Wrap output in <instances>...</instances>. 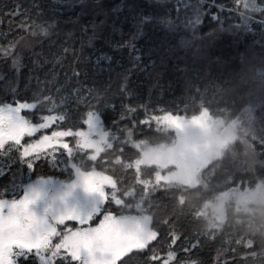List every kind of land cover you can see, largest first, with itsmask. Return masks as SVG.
Here are the masks:
<instances>
[{"label": "trees", "instance_id": "16d2710c", "mask_svg": "<svg viewBox=\"0 0 264 264\" xmlns=\"http://www.w3.org/2000/svg\"><path fill=\"white\" fill-rule=\"evenodd\" d=\"M120 3L71 0L69 8L53 0H0V67L11 64L12 58L3 50L12 46L24 64L30 65L28 57L33 52L39 54V83L33 79L17 99L37 103L35 112L42 116H64L25 140L33 142L54 131L72 132L71 137L61 138L70 146L67 163L60 156V168L53 171V161L41 160L33 179H68L75 168L96 170L122 189L123 202L109 197L103 212L132 215L140 208L149 215L154 237L114 264H162L168 253L175 255L169 264H264V203L254 201L248 208L240 207L230 196L225 200L223 219L214 210L223 192L264 184V0H144V12L165 22L146 26L145 35L136 42L144 53L151 50L155 68L132 76L126 90L131 95L118 91L116 73L124 68H115L111 88L103 92L105 81L93 80L89 62L93 50L110 51L107 40L127 39L133 31L136 20L131 18L117 25L123 28L122 36L111 30L117 16L128 15L127 9L113 13ZM53 20L56 26L48 29L47 36L36 27H47ZM127 64L125 59L124 67ZM74 71L82 75L74 77ZM4 74L0 100L11 102L6 87L11 73L4 68ZM253 106L251 121L246 111ZM126 107L137 108V112L129 113ZM92 113L102 114L99 123ZM202 113L227 122L240 118L238 130L252 125L198 170L196 184L157 182V176L166 172L142 158L141 142L174 143L175 119ZM22 115L36 122L33 113L22 111ZM84 135L108 142L98 151L87 149L81 143ZM15 156L13 152L8 159ZM7 180H0V186ZM16 191L19 194L20 189ZM172 237L178 238L174 245ZM193 243L199 246L192 248ZM152 255L161 259L153 262Z\"/></svg>", "mask_w": 264, "mask_h": 264}, {"label": "snow or ice", "instance_id": "6c2138e0", "mask_svg": "<svg viewBox=\"0 0 264 264\" xmlns=\"http://www.w3.org/2000/svg\"><path fill=\"white\" fill-rule=\"evenodd\" d=\"M53 2L67 3L69 8L73 6L71 0H53ZM80 2L82 3L83 0H80ZM148 3H151V0H148ZM125 9H127L128 15L124 16L123 19L117 16L110 25L111 30L122 36L123 28L117 25H123L131 18L136 20L133 31L130 32L127 39L107 40L105 43L110 51L93 50L89 62L92 65L91 75L93 80L102 78L105 81L100 89L103 92H107L111 88V74L115 72V68H124V71L116 73L119 80L118 91L131 95L126 90L132 76L147 73L150 67L155 68V61L151 59L150 55L151 50L144 53L136 42L145 35L144 29L146 26L164 23L165 21H159L151 13L146 14L143 10L144 0H122V3L118 4L112 11L113 13H123ZM49 11L59 10L50 9ZM42 14L38 13V15ZM55 26L56 21L53 20L47 27L42 25L36 27L43 35L47 36L49 34L48 29ZM92 27L95 29L97 25L93 23ZM31 34L36 35L37 33L33 32ZM91 39L89 43H91ZM12 48L3 50L4 55L12 58L11 64L0 67V83L6 81L4 68H7L8 72L11 73V76L7 78L6 87L12 97L11 102L0 100V160L7 161L6 164L0 163V180L8 177L7 183L0 186V191L4 194L0 197V264H5L4 256L7 257L6 264H74V261L79 259V245L86 238L73 237L69 245H66L68 249L66 255L61 253L59 249L55 252L49 251L47 238L43 235V227L33 211V205L41 198L44 190L48 185L53 184L50 178L45 177H35V181H33L36 167L41 160H51L56 165L52 170L56 171L60 168V156L65 158L64 163L66 164L70 155V146L61 138L71 137L72 132L54 131L51 135H42L33 142L25 140L26 137L31 138L35 133L48 129L56 120H63L64 116H42L35 112L37 103L22 102L21 99H17L21 95V89H27L33 79L39 83L36 73L40 68V63L39 54L35 52L28 57L30 65L22 63ZM125 49L128 50L126 57L123 55ZM117 55L120 58H117ZM146 56L147 63L145 62ZM125 59L128 61L127 67H124ZM113 61H115V66ZM25 68H27V74L24 72ZM81 75L80 72H73L74 77H80ZM83 75L86 78L88 77L87 72ZM84 91L91 92L92 89L85 88ZM44 100L51 102L47 96L44 97ZM22 111L33 113L36 122L34 123L31 119L22 115ZM126 111L134 114L137 112V108L126 107ZM101 115L92 113L97 123L101 121ZM144 122L146 121H141V123ZM38 149L39 151H37ZM13 152L16 154L15 158L8 159ZM17 188L20 189L19 194H17ZM70 221L76 224L81 223L80 220L71 218L63 220L62 223H69ZM106 232L107 229L100 230V235L105 239H107ZM25 236L29 239H24ZM176 239L178 238L172 237L173 245L176 243ZM198 246V243L191 245L192 248ZM69 257H71V260L68 259ZM160 259L158 255L150 257L153 262ZM174 259V253H168V258H164L162 264H169L170 260Z\"/></svg>", "mask_w": 264, "mask_h": 264}, {"label": "rangeland", "instance_id": "374dc122", "mask_svg": "<svg viewBox=\"0 0 264 264\" xmlns=\"http://www.w3.org/2000/svg\"><path fill=\"white\" fill-rule=\"evenodd\" d=\"M253 108L254 106L246 111V116L251 121L255 118ZM239 119L227 122L207 113L190 118L178 117L174 123L176 128L173 126L177 132L174 143L144 145L141 142L139 150L146 162L156 164L163 168V173L166 172L164 176H157V182L183 184L190 181L188 185H194L198 182L196 176L202 166L218 157L226 145L237 140L240 133H247L248 125L252 124L247 123L244 129L238 130ZM94 128L95 125L92 124V129ZM86 135L81 143L87 149L94 148L98 151L108 142ZM45 178H50L53 184L44 190L41 198L33 205V211L43 227L49 251L59 249L66 255V245H69L73 237H85L79 245V259L74 261L76 264H114L130 249L142 246L154 237L149 215L140 208L139 213L132 215L103 212V205L109 197L117 203L123 202L121 187L117 183L115 185L113 178L107 174L75 168L68 179ZM237 189L225 191L218 197L214 210L219 218L223 219L225 200L230 196L240 202V207L248 208L250 202L254 201L264 203V184L252 189ZM69 218L80 220L81 223L63 226L65 223L62 221ZM101 229H107V239L100 235ZM23 238L29 239L27 236ZM68 259L71 260V257ZM4 260L6 264V256Z\"/></svg>", "mask_w": 264, "mask_h": 264}]
</instances>
